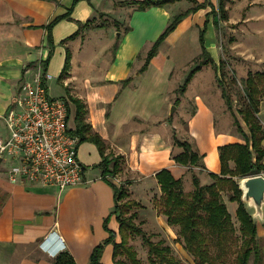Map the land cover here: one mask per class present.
Masks as SVG:
<instances>
[{"label": "crops", "instance_id": "crops-1", "mask_svg": "<svg viewBox=\"0 0 264 264\" xmlns=\"http://www.w3.org/2000/svg\"><path fill=\"white\" fill-rule=\"evenodd\" d=\"M75 1L0 0V118L14 104L21 83L36 76L51 51L47 72L53 78L49 81L57 79L66 87L68 94L64 98L69 100L72 96L86 104L87 122L102 137L107 151L112 150L114 157L125 162L126 172L134 178L130 187L139 200H144L153 187L160 190L156 174L164 169L181 180L184 188L192 181L190 168L202 185L211 183L210 173L221 171L218 147L244 144L229 117V122H222L226 104L222 91L213 85L214 70L204 67L209 64L204 65L187 86L189 89L209 69L210 85L200 87L189 98L194 110L187 118L188 140L203 155L204 167L183 166L173 159L182 149L175 145L177 123L170 112L181 103L177 94L166 96V101L160 99V87L176 69L172 50L185 49L191 38L195 54L191 63L201 54V31H205L204 44L215 62L218 0H178L144 10L134 4L144 0ZM199 5L200 9L185 16L161 42L157 54L142 70L148 52L173 18ZM68 13V18L53 26L51 46L46 26ZM67 51L70 64L63 74ZM187 89L182 95L184 101L189 100L183 98ZM69 102L70 114L73 112V126L70 118L69 126L74 129L75 109ZM225 109L230 113L227 106ZM219 113L222 115L218 120ZM263 113L264 100L258 114L264 126ZM78 158L84 168L85 183L63 190L41 184H13L6 171L10 163L0 169V264H54L61 253L71 255L75 264H90L93 249L109 238V230L120 242L119 223L115 215L110 216L115 205L114 191L102 178L98 147L91 142L80 143ZM203 175L207 184L201 180ZM111 178L108 181L117 185ZM139 216L149 226L169 229L166 219L154 208L141 209ZM255 223L258 238L264 239V221L260 229L261 222ZM48 237L50 251L40 246ZM113 251V244H106L100 262L115 264Z\"/></svg>", "mask_w": 264, "mask_h": 264}, {"label": "trees", "instance_id": "trees-1", "mask_svg": "<svg viewBox=\"0 0 264 264\" xmlns=\"http://www.w3.org/2000/svg\"><path fill=\"white\" fill-rule=\"evenodd\" d=\"M77 1V0H76ZM75 1V2H76ZM178 0H144L134 2L139 9L156 5L164 6ZM129 4V3H127ZM201 8V5L192 7L182 14L176 15L164 32L155 41L153 47L148 52L142 70L148 66L150 60L157 54L159 45L165 38L173 32L181 20ZM219 12L221 18L227 19L224 5L220 0ZM71 11V10H70ZM69 13L57 17L46 26L48 31V43L52 46L51 30L53 26L63 18H68ZM204 32H200L201 54L194 60V67H191L183 84L178 88L177 93L183 95L193 76L207 64L214 65L215 62L210 57L204 44ZM76 35V34H75ZM75 35L71 36L73 38ZM49 52L43 67L47 70ZM71 55L67 51L63 74L70 64ZM62 77V75H61ZM126 80L123 83H127ZM220 84V83H219ZM221 85L222 98L233 116L234 125L241 134L244 144L232 143L218 147L219 160L221 164L220 174L210 173L212 183L202 185L197 175H192L194 190L186 195L183 190L181 180H176L168 170H162L156 174V179L160 186L161 196L154 200V208L157 213L166 218L169 226L178 227V235L182 239L185 250L193 257L195 264H225L231 255H235V264H248L250 258L254 257V264H260L261 257L258 249L257 225L252 215L247 211L242 201V190L235 178L244 179L247 177L264 174V126L261 124L258 114L261 102L264 100V72H250L244 79V103L236 112L233 110L232 99L226 89ZM69 100L75 107L74 122L75 128L70 132L78 136L80 143H94L100 152L102 161L99 167L102 171L103 180L110 183L114 191L115 205L110 216L115 215L119 223L120 242L115 241L114 232L110 231V236L102 244L96 246L90 257V264H102L100 262L103 248L106 244H113V258L115 264H127L118 259V256L127 255L131 264H139L136 253L133 249L125 250L129 235H141L144 242L149 246V260L155 262L153 256H157L161 264H183L171 254L168 246L161 247V244H153L146 238L140 229L135 227L132 220L137 217V212L129 217H123L119 201L128 196V193L114 183L108 181L120 170L119 157L112 158L106 154V144L102 137L93 132L92 126L87 122L88 109L86 104L78 98L69 96ZM176 101L175 104H177ZM238 116L242 118L248 127V133L244 131ZM70 118V108H69ZM175 145L182 148V152L174 156L176 163L183 166H198L203 163V155L199 154L193 146L187 142H181L175 137ZM233 163V167L231 166ZM229 194V201L237 203L236 219L239 222V236L236 234V227L232 221L227 206L223 200L222 193ZM130 207L137 206L138 202L129 201ZM139 206V205H138ZM109 218L105 221V226ZM233 250V246L238 243ZM131 248V247H130ZM54 264H75L73 258L68 253H61L54 261Z\"/></svg>", "mask_w": 264, "mask_h": 264}, {"label": "rangeland", "instance_id": "rangeland-1", "mask_svg": "<svg viewBox=\"0 0 264 264\" xmlns=\"http://www.w3.org/2000/svg\"><path fill=\"white\" fill-rule=\"evenodd\" d=\"M222 3L224 5L227 20L222 19L219 14L218 56L215 57L214 65L209 64L204 67H212V69L214 70V74L216 75L213 85L216 84L219 90L222 89L220 84L223 85V88L226 89L227 93L232 99L233 110L236 112V110L243 105L245 100L243 91L245 79L243 78V76L245 75V72H264V0H222ZM219 6L220 0L217 1L218 12L220 11ZM195 38L196 36L195 34H193V39ZM193 49V42L190 38L188 41V46L185 49L172 50L171 53H173V62L176 66V69L171 79L167 83H163L162 87H160V93L163 94L160 99L164 98V101H166V96L171 97L177 94L176 97L179 98L181 104L178 108H175L172 113V119L177 123L176 125H174L177 130L176 138L179 141L187 142L192 146L193 144L190 143L187 136V118L192 114L194 110V104L192 99L189 98L192 97L195 94V91L197 89H200V87H208L211 81V72L209 71V69H206L203 71L201 76L197 78L193 85L189 89H187L186 94L183 96L185 100L189 99L188 101H184L182 99V95L175 92V89L183 84V81L187 76L190 68L194 67L195 65L190 61L195 56ZM27 80H33V78ZM47 86L48 91L52 97H67L68 91L66 87H64L57 79L49 81ZM217 106L214 107L218 108ZM72 107H74V105ZM224 107L226 108V106ZM225 108H223V111L226 113V117H224V115L222 116L223 124L229 122L227 118L229 117L231 123L233 122L234 125L233 117ZM72 114L73 112L70 114V124L73 126ZM219 115L222 114L219 113L217 115L218 120ZM238 119L240 120L244 131L248 133V127L245 125L242 118L238 116ZM261 119L264 121V113L262 114ZM234 127L237 130L235 125ZM0 135L4 139H7L9 137V129L6 125L4 115H2L0 118ZM106 153L111 155L110 157H112L113 159L116 158L114 157V153L112 152V150L107 151L106 149ZM118 159L120 170L115 173V175L111 179L115 180L118 187H122L128 193L127 197L119 201V205L123 212V217L127 218L132 213L137 212V217L132 220V223L135 225V227L140 229L143 234H145L146 238L149 239L151 243H160L161 247H170L172 256L183 264H195L193 257L185 250L183 241L178 235V227H172L168 225L169 229L166 230L161 229L157 225L149 226L144 218L139 216L141 209L145 207H150V209L154 208L153 202L161 196V191L153 187L150 192L147 193V196L146 198H144V200H139L137 196H135L134 190H132V188L130 187V185L133 183L134 178H132L130 175H128V172H126L125 162L120 158ZM7 164L8 163L4 165ZM202 171L200 170V172ZM188 173L192 178V175L194 174L193 168H190ZM262 175L264 176V174ZM116 178L120 179V181H117ZM206 179L207 177H205L204 175L201 177V180H204V184H207L205 183ZM241 180L242 179L240 178H235V181L239 184V187L241 186ZM189 188L192 190L190 192H187V189ZM183 190L186 195L194 190V186L191 180L188 181V184H186L185 188L183 186ZM222 197L229 213L232 216V221L237 230L236 234L239 236V222L236 219L237 203L229 201V194L227 192H223ZM130 200L133 202H138L139 206L133 205L132 207H130ZM244 204L247 211L252 215L254 221L261 222V225H259L260 229L264 221L262 218L263 209L262 213L258 214L256 213V210L252 205L247 202H244ZM158 215L162 216L160 214ZM128 237L129 240L127 246L124 247V249H133L136 253L139 264H161L157 256H153L155 262L157 261L156 263L150 262V248L144 242V239L141 235L132 233ZM238 244L239 242L233 246V250L237 248ZM257 244L261 257L260 264H264V239L258 238ZM118 259L125 261L127 264H131L124 252L123 254L118 256ZM234 259L235 255H231L228 262L225 264H235ZM248 264H254L253 256L250 258Z\"/></svg>", "mask_w": 264, "mask_h": 264}, {"label": "built area", "instance_id": "built-area-1", "mask_svg": "<svg viewBox=\"0 0 264 264\" xmlns=\"http://www.w3.org/2000/svg\"><path fill=\"white\" fill-rule=\"evenodd\" d=\"M52 78L43 65L38 67L33 80L21 83L14 104L4 114L9 137L0 136V169L10 163L6 171L13 184L63 190L85 183L78 158L80 139L70 132V102L50 95L47 82ZM49 237L40 244L47 251Z\"/></svg>", "mask_w": 264, "mask_h": 264}, {"label": "water", "instance_id": "water-1", "mask_svg": "<svg viewBox=\"0 0 264 264\" xmlns=\"http://www.w3.org/2000/svg\"><path fill=\"white\" fill-rule=\"evenodd\" d=\"M175 108V106L171 108V115ZM240 188L243 191L242 200L252 205L256 213H262L264 205V176L257 175L244 178L241 180Z\"/></svg>", "mask_w": 264, "mask_h": 264}]
</instances>
